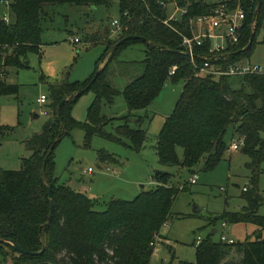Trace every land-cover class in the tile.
Instances as JSON below:
<instances>
[{
  "label": "trees",
  "instance_id": "1",
  "mask_svg": "<svg viewBox=\"0 0 264 264\" xmlns=\"http://www.w3.org/2000/svg\"><path fill=\"white\" fill-rule=\"evenodd\" d=\"M0 0V94H15L16 83L7 82L4 74L10 66H27V53L39 51L44 5L70 2L76 4H109L111 0ZM186 5L187 12L177 20L163 22L167 8L159 0H119V37L100 40L89 35L86 40H100L104 49L96 67L84 80H61L49 83L51 113L39 132L27 140L31 153L21 158L17 169L0 168V264H149L154 250L153 239L167 220L173 199L183 189L168 184L170 173L156 170L155 187L142 189L133 198L111 197L102 209L96 198L59 182L54 174V148L73 127L84 130V145L93 135L128 144L139 150L146 131L142 123L148 106L167 80H183L181 92L159 131L156 151L163 164H180L194 170L213 168L228 148L224 133L232 126L234 134L243 136L240 150L249 157L250 186L242 189L246 203L238 210H224L209 215L210 222H251L257 227L243 240H214L210 231L199 242H193L195 264H264V214L258 213L264 195L258 188L259 166L264 161V75L243 76L211 74L194 75V64L182 51V34L190 33V16L207 12L205 0H164ZM246 9L240 38L229 43L219 62L226 66L249 55L255 36L264 24V0H241ZM11 15L8 21L3 13ZM254 22V26L252 23ZM251 31L254 36L250 46ZM97 36V37H96ZM146 43L145 56L135 61L136 74L118 89L109 80V66L120 49L132 42ZM209 41L194 48L207 53ZM103 65L99 64L103 61ZM176 65L174 73L169 69ZM98 70L95 78V72ZM92 89L94 98L84 121L71 114L72 104L84 91ZM121 94L128 111L108 116L104 104L115 102ZM113 119L119 123L107 129ZM133 121V124L131 123ZM2 128V127H1ZM182 149V157L178 154ZM100 161L116 160L104 149H98ZM187 182V181H186ZM50 187L51 195H49ZM53 201L50 222L49 202ZM5 239H11L31 252H20ZM7 245L13 251L6 263ZM179 264H191L181 261Z\"/></svg>",
  "mask_w": 264,
  "mask_h": 264
},
{
  "label": "rangeland",
  "instance_id": "2",
  "mask_svg": "<svg viewBox=\"0 0 264 264\" xmlns=\"http://www.w3.org/2000/svg\"><path fill=\"white\" fill-rule=\"evenodd\" d=\"M8 17L11 18V15L8 14ZM119 17V0L96 5L70 2L44 5L39 51L27 53V66L8 68L6 80L17 83L18 90L15 94H0V168L17 169L21 166V158L31 153L27 146L28 138L41 130L51 113L47 103H39L37 98L41 94L48 98L50 82L87 78L96 67L104 43H90L86 41V35L100 33L101 40L119 37V30L111 29V21ZM72 36L80 37V41L71 42L69 38ZM145 49L146 43L142 40L120 49L109 66L108 76L115 87L123 89L133 74L138 72L135 61L145 56ZM243 58L264 65V24L258 27L249 55ZM182 86V79L174 82L167 80L150 103V120L146 118L142 123L146 137L139 150L99 135H93L90 145L85 146L84 130L81 127L71 128L69 134L62 137L54 148V174L58 181L96 198L98 203L95 207L98 209L104 208L105 202L111 197L133 198L142 190L141 185L146 189L155 187L157 181L153 174L156 170L168 171L170 177L167 182L174 187L180 188L185 182L184 188L173 199L167 220L160 227L159 232L163 236L158 234L153 239L154 250L149 264H179L181 261L195 264L193 242L197 236L204 238L212 227H216L218 230L211 235L214 240H219L222 233L237 240L243 239L255 228L252 223L225 222L223 226L221 219L215 225L207 221V216L211 214L218 215L224 210L235 211L246 203L241 192L243 186H250L251 169L247 164L249 157L240 147L233 152L229 149L224 151L222 158L211 169H201L199 165L191 171L180 164H163L159 161L157 137ZM93 98L92 89L78 96L71 108V114L76 120L86 119L87 108ZM127 111L121 94L116 96L114 103L103 107V112L108 116L115 113L123 115ZM119 122L113 119L112 124L106 125V128L111 129ZM223 137L229 145L232 141L231 125ZM98 149H104L116 160L100 161ZM177 151L181 158V147ZM88 167L93 171H87ZM193 172L198 177L191 183ZM258 188L264 194V161L259 166ZM195 205L201 208L195 211ZM258 213L264 214V201ZM3 247L7 252L5 261L11 263L14 253L9 246ZM2 257L0 251V259Z\"/></svg>",
  "mask_w": 264,
  "mask_h": 264
},
{
  "label": "built area",
  "instance_id": "3",
  "mask_svg": "<svg viewBox=\"0 0 264 264\" xmlns=\"http://www.w3.org/2000/svg\"><path fill=\"white\" fill-rule=\"evenodd\" d=\"M210 3L209 10L207 12L198 13L190 16V33L182 34L181 45L182 51L188 53L192 64H194V75L211 74L214 76L229 75V76H243L247 74H263L264 65L258 63H251L240 59L223 66L219 60L224 55L225 48L229 43H235L240 38V30L243 26L245 19L246 9L241 3V0H205ZM159 2L166 6L167 2L159 0ZM174 8L163 19V22L169 24L170 20H177L183 14L187 12L186 5H179L175 1ZM5 3H8L6 0ZM3 19L9 20L8 12L5 11L2 15ZM253 25V23H252ZM122 25L119 18H114L111 21V29L120 31ZM72 42L79 41L77 36L69 38ZM209 41V47L207 53H199L203 61L201 64L194 62V48L198 45H202L205 41ZM176 65H172L169 69V73H174ZM37 100L39 103H45L47 96L41 94ZM41 112L47 113L46 110ZM243 143V136L235 134L229 147L231 149H238ZM87 171H92L91 167L87 168ZM198 174L193 172L190 182L196 181ZM181 187V186H180ZM246 187L243 186V189ZM225 222H222L224 226ZM202 238L197 236L196 242H199ZM220 239L228 242H232V238L226 237L223 233L220 235Z\"/></svg>",
  "mask_w": 264,
  "mask_h": 264
},
{
  "label": "crops",
  "instance_id": "4",
  "mask_svg": "<svg viewBox=\"0 0 264 264\" xmlns=\"http://www.w3.org/2000/svg\"><path fill=\"white\" fill-rule=\"evenodd\" d=\"M92 5H96V4H92ZM167 15H169V13L172 11V9L174 8V2H168L167 3ZM171 7V10H169L168 11V7ZM252 26H254V22H253V25ZM88 33V32H87ZM98 33V32H97ZM98 34H100V33H98ZM91 35H94V34H91ZM95 35H97L96 33H95ZM86 36H89V35H86ZM78 37V36H77ZM97 37V36H96ZM79 38V41H80V37H78ZM101 40V39H100ZM100 40H96V41H100ZM79 41H77V42H79ZM86 41H89L90 43H93V42H96V41H92V40H86ZM72 42V41H71ZM41 44V43H40ZM229 45V44H228ZM227 45V46H228ZM40 47V46H39ZM225 53V52H224ZM241 59H244V58H241ZM240 60V59H239ZM103 62V61H102ZM102 62L99 64L100 66L102 65ZM9 68V67H8ZM8 68H7V72L4 74V77H5V79H6V76H7V73H8ZM109 77V76H108ZM61 80H63V79H61ZM60 80V81H61ZM110 80V79H109ZM7 81V80H6ZM8 82V81H7ZM54 82H56V81H54ZM10 83H12V82H10ZM50 83H53V82H50ZM17 84V83H16ZM18 85V84H17ZM114 85V84H113ZM48 101H46L45 103H47V105H48V110H50V106H49V101H50V98H49V96H48ZM38 101V100H37ZM39 102V101H38ZM107 104V103H106ZM105 106V104L103 105V107ZM102 110H103V108H102ZM47 113H48V111H47ZM106 114V113H105ZM116 114V113H115ZM115 114H113V115H115ZM49 115V114H48ZM118 115V114H117ZM148 115H149V117H150V114H149V112H148ZM34 116H37V114L36 113H34ZM148 120H150V118H148ZM234 136H235V134L233 135V132H232V139L234 138ZM230 145V144H229ZM229 145H228V148L225 150V151H227L228 149L230 150V152L232 151H236V150H238V149H231L230 147H229ZM102 165V164H101ZM92 171H93V169H92ZM91 171V172H92ZM142 189H145V186L144 187H142ZM263 194V193H262ZM264 195V194H263ZM212 215V214H211ZM207 221L210 223V224H213V225H215L216 223L215 222H210V220H208L207 219ZM242 221H240V222H230V223H241ZM242 223H251V222H242ZM252 224H254V223H252ZM255 225V224H254ZM257 226L255 225V228H256ZM255 228H253V230L255 229ZM212 229H216L215 231H217L218 229L216 228V227H212ZM212 229H211V232L212 233H214L213 231H212ZM252 230V231H253ZM252 231H250V232H248L247 234H249V233H251ZM246 234V235H247ZM163 236L160 232H159V236ZM245 235V236H246ZM263 235H264V231H263ZM228 238H231V237H228ZM245 238V237H244ZM243 238V239H244ZM233 239V241H237V240H243V239H234V238H232ZM194 246V245H193ZM153 254V253H152ZM152 257V256H151ZM151 260V259H150Z\"/></svg>",
  "mask_w": 264,
  "mask_h": 264
},
{
  "label": "water",
  "instance_id": "5",
  "mask_svg": "<svg viewBox=\"0 0 264 264\" xmlns=\"http://www.w3.org/2000/svg\"><path fill=\"white\" fill-rule=\"evenodd\" d=\"M261 0H258V4H260ZM254 36V31H251L248 42L242 47V49H246L250 46L252 39ZM98 73V70L95 72V75L92 77V80L95 78L96 74ZM142 187H144V185H141ZM48 191H49V195H51V191H50V187H48ZM201 207H199L198 205L194 206V210L197 211L199 210ZM52 211H53V201L52 199H50L49 202V213H48V217H47V222H50L51 220V216H52ZM216 229H212V231L214 232ZM6 241L10 242L13 246V248L17 251L20 252H31L28 250L23 249L22 247H20L17 243H14L11 239H5Z\"/></svg>",
  "mask_w": 264,
  "mask_h": 264
}]
</instances>
